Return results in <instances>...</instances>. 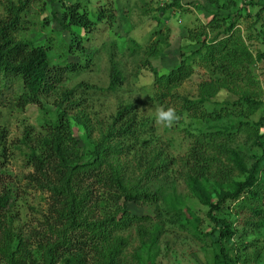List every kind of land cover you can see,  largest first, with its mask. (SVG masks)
<instances>
[{"label": "rangeland", "instance_id": "obj_1", "mask_svg": "<svg viewBox=\"0 0 264 264\" xmlns=\"http://www.w3.org/2000/svg\"><path fill=\"white\" fill-rule=\"evenodd\" d=\"M75 1L90 16L102 11L105 17L86 30L70 28L84 37L79 51L71 50L69 34L59 26L60 1L0 0V27L6 17H14L16 26L11 37L14 41L28 46L35 42L42 44L51 67L86 66L66 74L60 82L45 86L37 102L23 108L14 102L21 91L18 79L0 78V142L5 156L0 159V194L8 192L11 212L16 217L11 225L13 232L27 235L42 230L48 194L29 186L24 178L31 171L26 164L27 147H34L38 138L58 135L60 143L71 146L75 152L76 165L92 161L95 152L103 150L105 155H98L95 162L97 168L116 171L119 164L134 191L144 187L145 164L136 154L147 146L148 158L168 164L171 171L158 184L192 218V226L185 229L179 225L178 219L171 217L159 201L162 219L156 217V203L152 200L125 203L133 222L124 229L113 228V238L124 241L117 247L118 264H224L207 236L215 229L214 222L208 209L189 192L190 173L184 172L183 165L193 163L186 155L197 147L198 140L205 146L198 152L203 157L218 156L226 172L231 165L224 155L211 150L215 147L210 139V135L224 129L229 131L231 146L247 156L260 155L253 141L258 138L264 146V1L179 0V6L165 18L159 16L155 0H63V3L70 5ZM227 28L230 33L223 32ZM228 37L232 40L224 44ZM202 41L224 46L217 44L216 57L211 62L195 58L191 68H177L180 59ZM154 47L159 50L157 54H146L147 49ZM110 59L118 64L123 79L115 92L107 93L103 90L108 84ZM152 69L163 78L171 71H179L180 81L174 85L158 83L152 79ZM226 73L237 79L233 81ZM208 82L219 83L214 87L221 89L210 98L203 95L206 100L192 105L191 99L199 98L201 86ZM128 103L134 106L135 125L141 121L148 127L138 131L139 143L130 145L115 137L118 125L113 123L116 111ZM157 106L174 107L180 120L172 127L158 125ZM107 145L119 147L118 152L109 155ZM245 161L247 168L254 160ZM236 204L227 202L212 216L223 219L239 232L245 228H241V222L246 214L237 215ZM79 211L81 216H90L87 206L79 207ZM150 221L160 222L161 229L154 247L147 251ZM139 231L145 232L140 236ZM234 245L225 242V249H230L226 251L227 257L237 248L236 264H264L263 260H253V249L244 251L240 242Z\"/></svg>", "mask_w": 264, "mask_h": 264}, {"label": "trees", "instance_id": "obj_2", "mask_svg": "<svg viewBox=\"0 0 264 264\" xmlns=\"http://www.w3.org/2000/svg\"><path fill=\"white\" fill-rule=\"evenodd\" d=\"M58 1L61 2L59 26L63 31L68 32L70 46H73L71 50L79 51L80 40L84 37H79L70 28L89 29L105 18L104 14L99 11L90 16L89 11L85 7L82 9L76 1L70 5H65L63 0ZM178 2L179 0H171L168 4L157 7L159 16L165 18L167 13H171L179 6ZM6 18L7 21H3L0 27V78L12 77L20 82L21 91L14 100L19 108L37 102V97L44 91L45 86L60 82L66 74L76 73L86 67L85 64L51 67L46 48L42 44L35 42L28 46L11 38L12 32L15 31V18ZM223 32L231 31L227 28ZM215 37L213 36V39ZM229 40L232 38L228 37L223 43ZM223 43L212 44L202 41L195 50L180 59L177 68H191L195 58L211 62L216 57L217 44L223 45ZM158 51L154 47L145 52L155 55ZM152 71V79L158 83L174 85L180 81L179 71H171L164 78L157 76L159 74L156 70L152 69ZM226 75L233 77L227 73ZM108 77V84L103 91L115 92L121 86L123 78L118 64L112 59L109 60ZM236 79L233 77V81ZM218 84L208 82L201 86V95L195 100L192 98L190 103L192 102V105L197 102L202 103L203 100L216 94L221 89L214 87ZM202 96L207 98L202 99ZM113 123L118 125L115 137L126 140L129 145L131 142L139 143L138 131L148 128L141 121L135 125L136 116L132 103L123 105L116 111ZM230 138L226 129L210 135L212 146L215 147L211 150H215L218 155H224L231 165L226 172L223 171L224 166L218 156L203 157L198 152L205 146L196 141L197 147L192 148L186 155V159H190L193 163L183 165L184 172L190 173L187 186L198 203L208 209V216L214 222L215 229L207 236L210 237L213 247L217 248L221 262L236 264L238 261L237 248L231 251L233 254L230 255L231 257H227L226 251L230 249H225V242H230L233 247L236 242H240L244 251L253 249L251 254L253 260L264 261V146L258 138L253 141V147L260 155L251 157L231 146ZM107 146L109 149H105L108 150L109 155L118 152L116 148L119 147ZM146 147H142L139 154L134 153L145 164L144 187L134 191L128 185L119 164L116 171L104 172L97 168L95 162L98 160V155H105L103 150L96 151L93 156L95 159L92 161L76 165L75 152L71 146L61 144L58 135L51 136V139L38 138L34 147H27L29 153L26 164L31 171L24 178L29 186L36 190H45L48 194L49 203L42 218V230L31 231L27 235L13 232L11 225L16 217L11 212L12 204L8 192L3 191L0 194V262L3 264H118L117 247L122 246L120 244L124 241L113 238V228L124 229L133 222V217L127 213L125 203L137 204L141 199L156 203L154 205L157 210L156 217L162 219V212L157 205L159 201L171 217L178 219L179 225H184L185 229L187 226H192V218H188L185 212L180 210L179 203L175 202L169 193H164V187L158 184L170 173L168 164L163 161L154 162V158H148L145 153ZM4 158V146L0 142V159L4 160ZM246 159L254 160L247 168ZM211 162H215L213 166ZM1 167L0 161V173ZM218 175L220 177L217 180ZM227 202H237L236 208L239 210L237 215L246 214L245 220L241 222V228L245 226L242 231L237 232L223 219L212 216L213 212H219ZM85 206L89 208L90 216H81L79 207ZM149 226L150 229L146 232L150 238V244L146 246L147 251L154 247L161 223L150 221ZM143 233L139 231L138 234L142 236ZM29 238L33 240L30 241Z\"/></svg>", "mask_w": 264, "mask_h": 264}, {"label": "clouds", "instance_id": "obj_3", "mask_svg": "<svg viewBox=\"0 0 264 264\" xmlns=\"http://www.w3.org/2000/svg\"><path fill=\"white\" fill-rule=\"evenodd\" d=\"M180 118L176 109L172 106H157L155 108V121L158 125L172 127Z\"/></svg>", "mask_w": 264, "mask_h": 264}, {"label": "built area", "instance_id": "obj_4", "mask_svg": "<svg viewBox=\"0 0 264 264\" xmlns=\"http://www.w3.org/2000/svg\"><path fill=\"white\" fill-rule=\"evenodd\" d=\"M159 6H163L165 4H168L171 0H155Z\"/></svg>", "mask_w": 264, "mask_h": 264}]
</instances>
